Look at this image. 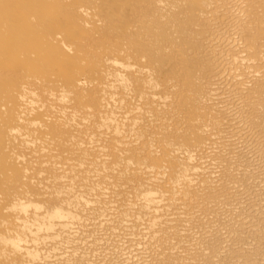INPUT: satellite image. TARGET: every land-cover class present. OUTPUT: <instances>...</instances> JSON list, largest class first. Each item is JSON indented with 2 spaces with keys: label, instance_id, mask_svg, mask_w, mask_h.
<instances>
[{
  "label": "bare ground",
  "instance_id": "1",
  "mask_svg": "<svg viewBox=\"0 0 264 264\" xmlns=\"http://www.w3.org/2000/svg\"><path fill=\"white\" fill-rule=\"evenodd\" d=\"M0 264H264V0H0Z\"/></svg>",
  "mask_w": 264,
  "mask_h": 264
}]
</instances>
